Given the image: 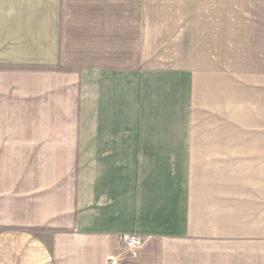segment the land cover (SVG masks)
I'll use <instances>...</instances> for the list:
<instances>
[{
  "label": "crops",
  "instance_id": "0c3cea01",
  "mask_svg": "<svg viewBox=\"0 0 264 264\" xmlns=\"http://www.w3.org/2000/svg\"><path fill=\"white\" fill-rule=\"evenodd\" d=\"M224 1L202 153L149 64L152 0H0V264H264V0Z\"/></svg>",
  "mask_w": 264,
  "mask_h": 264
},
{
  "label": "rangeland",
  "instance_id": "374dc122",
  "mask_svg": "<svg viewBox=\"0 0 264 264\" xmlns=\"http://www.w3.org/2000/svg\"><path fill=\"white\" fill-rule=\"evenodd\" d=\"M219 1L224 0H152L146 4L147 26L151 27L147 41L149 44L152 42L149 64L153 71L162 69L167 72L169 81L176 84L169 87L171 122L184 124L189 129L192 146H197L195 150L202 153L207 151L208 128L200 120L209 118V78L212 76V89L216 84L219 89L220 84L227 82L225 76L233 74L230 69L234 61L226 56L224 48L209 52L210 14ZM243 5L242 27L245 33L247 30L256 33L257 29H264V3ZM148 51L147 58L150 55ZM243 75L245 81L250 79L247 72ZM259 75L264 80V69ZM194 85L197 86L195 94ZM260 86L264 87V82ZM192 165H201L200 170L207 171V157L202 154L191 160V171L196 170Z\"/></svg>",
  "mask_w": 264,
  "mask_h": 264
},
{
  "label": "built area",
  "instance_id": "2783aa9c",
  "mask_svg": "<svg viewBox=\"0 0 264 264\" xmlns=\"http://www.w3.org/2000/svg\"><path fill=\"white\" fill-rule=\"evenodd\" d=\"M143 242L144 240L138 236L124 235L122 238V243L124 244V247L128 250L138 249L143 244Z\"/></svg>",
  "mask_w": 264,
  "mask_h": 264
}]
</instances>
